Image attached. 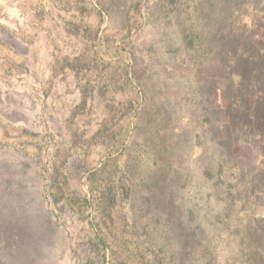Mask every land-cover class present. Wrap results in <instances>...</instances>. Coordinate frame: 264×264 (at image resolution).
Segmentation results:
<instances>
[{"label":"rangeland","instance_id":"obj_1","mask_svg":"<svg viewBox=\"0 0 264 264\" xmlns=\"http://www.w3.org/2000/svg\"><path fill=\"white\" fill-rule=\"evenodd\" d=\"M0 264H264V0H0Z\"/></svg>","mask_w":264,"mask_h":264},{"label":"crops","instance_id":"obj_2","mask_svg":"<svg viewBox=\"0 0 264 264\" xmlns=\"http://www.w3.org/2000/svg\"><path fill=\"white\" fill-rule=\"evenodd\" d=\"M194 71L198 72L199 70L196 68V70H194ZM199 72H200V71H199Z\"/></svg>","mask_w":264,"mask_h":264}]
</instances>
